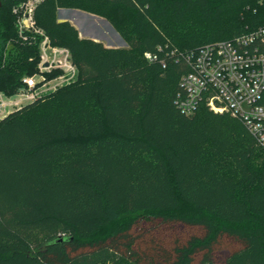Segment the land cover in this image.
<instances>
[{
	"label": "trees",
	"instance_id": "obj_1",
	"mask_svg": "<svg viewBox=\"0 0 264 264\" xmlns=\"http://www.w3.org/2000/svg\"><path fill=\"white\" fill-rule=\"evenodd\" d=\"M13 2L8 94L39 61L16 42ZM61 9L126 46L81 37ZM36 20L79 77L0 122V264H264V150L230 114L176 105L182 55L264 26V0H46Z\"/></svg>",
	"mask_w": 264,
	"mask_h": 264
},
{
	"label": "built area",
	"instance_id": "obj_2",
	"mask_svg": "<svg viewBox=\"0 0 264 264\" xmlns=\"http://www.w3.org/2000/svg\"><path fill=\"white\" fill-rule=\"evenodd\" d=\"M13 1L16 42L37 47L39 61L35 73L24 76L15 93L0 90V122L75 83L79 77L70 49L53 44L38 25L36 10L46 0ZM182 56L190 69L180 81L178 109L187 116L194 115L202 105L214 113H228L243 124L264 150V26L232 41L206 44L197 53ZM145 57L150 61L157 59L151 53Z\"/></svg>",
	"mask_w": 264,
	"mask_h": 264
},
{
	"label": "rangeland",
	"instance_id": "obj_3",
	"mask_svg": "<svg viewBox=\"0 0 264 264\" xmlns=\"http://www.w3.org/2000/svg\"><path fill=\"white\" fill-rule=\"evenodd\" d=\"M60 16L71 22L78 29L81 37L93 38L97 42H103L107 47H125V44L119 41L118 37L115 35L116 33L112 26H109L103 18L97 16L93 18L95 28L92 27L91 29V32L94 33V36H92V33H87V28L90 27V25L92 26L93 23H81L82 20L90 21V19L86 17L87 15L84 16V19H80V17H83L80 13L63 11Z\"/></svg>",
	"mask_w": 264,
	"mask_h": 264
},
{
	"label": "water",
	"instance_id": "obj_4",
	"mask_svg": "<svg viewBox=\"0 0 264 264\" xmlns=\"http://www.w3.org/2000/svg\"><path fill=\"white\" fill-rule=\"evenodd\" d=\"M1 8H2V4H1V2H0V10H1ZM62 10H66V11H70V12H75V13H80L83 17L85 16V15H87V17L90 19V21H88V23L90 22H92L91 24H92V26L90 25V27H88L87 28V33H92L91 31V29H92V27L93 28H95V24H94V20H93V18H96L95 17V15H92V14H89V13H85V12H82V11H79V10H74V9H61L60 11H59V16H60V13L62 12ZM60 18V17H59ZM59 21H64V20H59ZM65 21H67V20H65ZM105 22H107L106 20H104ZM108 23V25L109 26H111V24L109 23V22H107ZM113 28V27H112ZM114 29V28H113ZM114 31H115V33L119 36V41H121L123 44H125V46H126V42L122 39V37L116 32V30L114 29ZM115 34V35H116ZM92 36H94V33H92ZM90 39H92V40H94V41H96L95 39H93V38H90ZM61 240V239H60Z\"/></svg>",
	"mask_w": 264,
	"mask_h": 264
},
{
	"label": "crops",
	"instance_id": "obj_5",
	"mask_svg": "<svg viewBox=\"0 0 264 264\" xmlns=\"http://www.w3.org/2000/svg\"><path fill=\"white\" fill-rule=\"evenodd\" d=\"M63 11H66V10H62V12H63ZM60 14H61V13H60ZM58 15H59V14H58ZM59 17H60V18H59ZM58 18H59V20H64V21L67 20L66 18H64V17L62 18L61 16H58Z\"/></svg>",
	"mask_w": 264,
	"mask_h": 264
},
{
	"label": "bare ground",
	"instance_id": "obj_6",
	"mask_svg": "<svg viewBox=\"0 0 264 264\" xmlns=\"http://www.w3.org/2000/svg\"><path fill=\"white\" fill-rule=\"evenodd\" d=\"M84 18V17H83ZM86 27V26H85ZM116 36L118 37V39H119V36L116 34Z\"/></svg>",
	"mask_w": 264,
	"mask_h": 264
}]
</instances>
